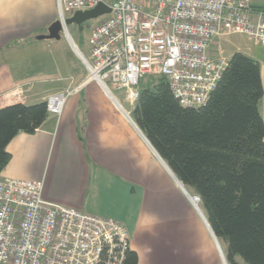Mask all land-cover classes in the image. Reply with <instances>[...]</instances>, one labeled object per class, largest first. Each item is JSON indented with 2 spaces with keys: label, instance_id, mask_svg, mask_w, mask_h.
Here are the masks:
<instances>
[{
  "label": "crops",
  "instance_id": "1",
  "mask_svg": "<svg viewBox=\"0 0 264 264\" xmlns=\"http://www.w3.org/2000/svg\"><path fill=\"white\" fill-rule=\"evenodd\" d=\"M252 5L264 9V0ZM56 21L55 0H0V109L45 103L87 78L79 57L62 52V35L38 39ZM222 40L210 55L228 61L234 53L224 56ZM250 58L260 65L264 123V54ZM119 105L88 82L60 117L49 115L34 134L9 143L0 180L40 182L45 202L121 223L137 264H226L187 196Z\"/></svg>",
  "mask_w": 264,
  "mask_h": 264
},
{
  "label": "built area",
  "instance_id": "2",
  "mask_svg": "<svg viewBox=\"0 0 264 264\" xmlns=\"http://www.w3.org/2000/svg\"><path fill=\"white\" fill-rule=\"evenodd\" d=\"M55 2L64 30L76 12L99 4L110 8L90 31L88 55L77 51L87 78L46 101L48 114L56 117L88 82L97 83L117 105L113 92H122L135 108L139 83L150 74L166 79L181 108L199 109L227 67V60L210 55L216 40L243 35L264 47V9L253 7L252 0ZM119 109L142 136L129 113ZM188 198L199 211V198ZM129 242L119 222L45 202L40 182L0 180V264H123Z\"/></svg>",
  "mask_w": 264,
  "mask_h": 264
},
{
  "label": "trees",
  "instance_id": "3",
  "mask_svg": "<svg viewBox=\"0 0 264 264\" xmlns=\"http://www.w3.org/2000/svg\"><path fill=\"white\" fill-rule=\"evenodd\" d=\"M260 65L234 53L209 102L183 109L162 78L140 92L133 121L177 181L200 200L227 264H264V123ZM49 114L45 103L0 109V174L9 143L34 134ZM129 251L123 264H137Z\"/></svg>",
  "mask_w": 264,
  "mask_h": 264
},
{
  "label": "rangeland",
  "instance_id": "4",
  "mask_svg": "<svg viewBox=\"0 0 264 264\" xmlns=\"http://www.w3.org/2000/svg\"><path fill=\"white\" fill-rule=\"evenodd\" d=\"M106 17H107V15H104V16H101L99 18L91 19V20L87 21L86 23L82 24L81 26H77L75 24L67 25L66 30L61 34L62 35V41L60 43V48L62 49V52L64 53V55L67 56L69 59H71V58H77L78 59L77 51L86 54V50L88 48V39L90 36L91 29L93 27H95L96 25L100 24ZM67 36L70 37L71 40H69L67 38ZM48 42H50V41H48ZM221 47L224 51L223 52L224 56L227 58H229L235 52H240V53H243L244 55H246L248 57H253V58L258 57V56L262 57L264 54V47L263 46L254 45L251 41L248 40V38H246L243 35H233L231 37L224 38L221 41ZM160 79H161V77L157 76L155 74H150V75L145 76L144 79H142L139 83V87H138L139 91L141 92L143 90L153 88L155 86V84ZM113 93L115 94L116 98L121 103V105L123 106L125 111L127 113H129V115L133 121L132 113L135 109L134 106H131L125 100L122 92L117 91V92H113ZM167 168L168 167L166 166V169ZM180 190L185 194V192L182 190V188H180ZM185 191H186V189H185ZM186 193L188 196H191V197L195 196L193 193H189L188 191H186ZM188 196H187V198H188ZM188 200H189V198H188ZM192 208H193V212H195L199 216V218L202 220V222L207 227V229L209 230V233L212 236V232H211L210 227L206 221V217H205V215L201 209L200 203L198 204V209L201 213H199V211H197V208H195L193 205H192ZM213 237L214 236H212V238ZM213 241H214V238H213ZM216 241H217L219 247H218L217 243L215 241L214 242H215L218 250L221 249V251L223 253V258L225 259V254H224L225 247L219 240H216ZM225 263L227 264L226 259H225Z\"/></svg>",
  "mask_w": 264,
  "mask_h": 264
},
{
  "label": "water",
  "instance_id": "5",
  "mask_svg": "<svg viewBox=\"0 0 264 264\" xmlns=\"http://www.w3.org/2000/svg\"><path fill=\"white\" fill-rule=\"evenodd\" d=\"M110 14V8L104 4H99L93 10L86 11V12H76L74 15L68 17L65 21V26L75 24L77 26H81L82 24L86 23L87 21L95 18H99L104 15ZM64 28L60 21L54 22L47 30V35L38 37L39 40H59L61 34L63 33ZM169 173L174 178L177 185L182 188V190L186 193L184 187L177 181V179L173 176L170 170L167 168ZM212 236L213 233H212ZM215 238V237H214Z\"/></svg>",
  "mask_w": 264,
  "mask_h": 264
},
{
  "label": "bare ground",
  "instance_id": "6",
  "mask_svg": "<svg viewBox=\"0 0 264 264\" xmlns=\"http://www.w3.org/2000/svg\"><path fill=\"white\" fill-rule=\"evenodd\" d=\"M186 195H187V193H185ZM188 196V195H187ZM189 197V196H188ZM214 238V237H213ZM214 241L217 243V241H216V239L214 238ZM214 242V243H215ZM216 245V244H215ZM217 245H218V243H217ZM218 247H219V245H218ZM218 249V248H217ZM219 252H221V249H219Z\"/></svg>",
  "mask_w": 264,
  "mask_h": 264
}]
</instances>
